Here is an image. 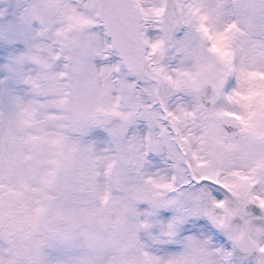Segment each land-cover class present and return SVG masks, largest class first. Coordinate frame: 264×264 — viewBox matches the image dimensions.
Returning a JSON list of instances; mask_svg holds the SVG:
<instances>
[{
    "label": "snow or ice",
    "instance_id": "obj_1",
    "mask_svg": "<svg viewBox=\"0 0 264 264\" xmlns=\"http://www.w3.org/2000/svg\"><path fill=\"white\" fill-rule=\"evenodd\" d=\"M0 264H264V0H0Z\"/></svg>",
    "mask_w": 264,
    "mask_h": 264
}]
</instances>
